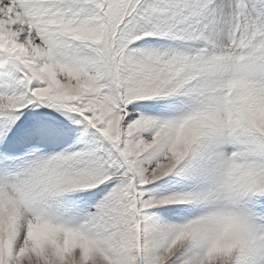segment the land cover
Returning <instances> with one entry per match:
<instances>
[{
	"label": "snow or ice",
	"instance_id": "snow-or-ice-1",
	"mask_svg": "<svg viewBox=\"0 0 264 264\" xmlns=\"http://www.w3.org/2000/svg\"><path fill=\"white\" fill-rule=\"evenodd\" d=\"M0 264H264V0H0Z\"/></svg>",
	"mask_w": 264,
	"mask_h": 264
}]
</instances>
